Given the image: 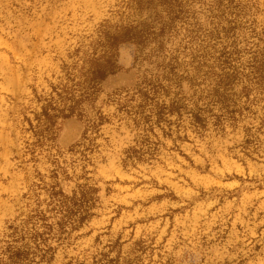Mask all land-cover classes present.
<instances>
[{
  "label": "rangeland",
  "instance_id": "rangeland-1",
  "mask_svg": "<svg viewBox=\"0 0 264 264\" xmlns=\"http://www.w3.org/2000/svg\"><path fill=\"white\" fill-rule=\"evenodd\" d=\"M183 1L163 49L118 46L83 118L58 119L45 141L23 119L35 125L50 85L75 72L73 51L107 20L146 15L125 0H0V257L10 226L23 243L44 230L24 223L37 210L52 231L26 264H264V69L252 68L264 61V0ZM232 70L240 81L216 97ZM147 80L156 92L143 98ZM171 100L158 121L155 105ZM82 184L95 189L88 219L59 228L50 191Z\"/></svg>",
  "mask_w": 264,
  "mask_h": 264
},
{
  "label": "trees",
  "instance_id": "trees-1",
  "mask_svg": "<svg viewBox=\"0 0 264 264\" xmlns=\"http://www.w3.org/2000/svg\"><path fill=\"white\" fill-rule=\"evenodd\" d=\"M184 4L183 0H125L124 5L128 10L133 9L136 17L142 18L141 15L143 14L146 17L134 22L128 21L109 25L107 20L104 24H100L96 29L95 38L90 41L87 49L81 50L78 47L71 54V57L76 59L71 65V70H75V72L67 71L65 82L61 81L56 85H50V92L43 99L45 104L40 107V112L34 116L36 124L33 125L24 117L23 120L27 123L28 129L33 132L37 139L48 141L51 140L50 137L55 132L58 119L83 118L84 105L95 99L100 83L118 69L116 63L118 46L124 43H132L137 47V52L140 53L151 47L149 57L152 53L160 52L163 49L162 38L164 34L181 15L185 14ZM222 57L225 56L222 55ZM137 59L138 55H135L134 60ZM223 64L226 65V62ZM252 68L259 75L264 69V61L261 64L256 62ZM240 76L241 73L237 70L222 73L216 79V86L211 90L212 93L216 97L223 98L240 81ZM259 77H256L255 80L261 84L262 80ZM144 83V86H138L135 90L143 98L148 95L149 91L156 92L153 81L147 80ZM248 89L245 85L240 90L243 95H248ZM226 102L220 101L224 108L228 107L224 105ZM177 104V101L174 100H171L169 105L156 104L155 108L159 112L157 120L161 119L160 115L163 114L164 108L173 114L178 108ZM193 120L198 125L202 123L198 114L193 117ZM94 192L95 189L86 188L83 184L79 185L78 189L74 190L70 196L65 195L61 190L54 191L52 189L50 191L49 203L57 207L56 210L60 215L57 223L59 228L63 229L69 224L77 226L88 219L90 205L87 204L89 196ZM24 223L26 225L29 223L40 224L44 230L34 229L29 233L28 241L30 243H23L26 240L24 234L20 235L18 227L10 226L11 233L8 236L11 237V241H5V245L1 247L3 256L0 257V264L4 256L13 264H26L29 250H40L42 243H45L44 235L52 231L51 225L46 223V215L41 211L35 210L32 215L26 218ZM51 258L50 256L48 261ZM108 263L115 264L116 262L112 260Z\"/></svg>",
  "mask_w": 264,
  "mask_h": 264
}]
</instances>
